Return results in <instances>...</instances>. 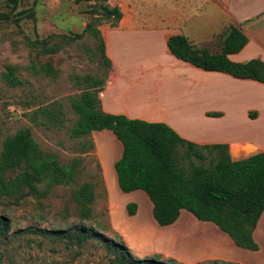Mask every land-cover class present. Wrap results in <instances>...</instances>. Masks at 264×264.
<instances>
[{"label":"trees","instance_id":"16d2710c","mask_svg":"<svg viewBox=\"0 0 264 264\" xmlns=\"http://www.w3.org/2000/svg\"><path fill=\"white\" fill-rule=\"evenodd\" d=\"M79 1L90 3L88 13L93 15L94 21L113 20L111 26L115 27L122 17L119 7L110 6L107 0ZM7 2L11 11L0 13V20H14L18 24L31 17L26 10L15 12L20 0ZM86 35L94 38L95 51L101 57L100 64L104 70L100 76L76 77L82 88L79 97L69 99L70 107L77 116L69 131L70 137L77 139L92 132L110 131L122 144V155L114 164L119 191L144 192L152 203V216L158 225L173 224L181 210H185L199 221L215 224L236 246L257 251L253 232L264 211V152L234 161L226 144L198 145L181 138L164 123H148L102 111L99 93L105 85L111 61L106 55L101 32L92 22H88L81 33L34 40L25 37V42L39 54H53L59 47L49 45L51 38L72 44ZM247 42V37L232 26L224 34L219 53L196 49L181 35L169 37L167 47L177 59L196 68L264 84L263 61L252 59L234 63L228 59V55L238 53ZM30 69L35 74L57 76V71L48 63L39 66L32 63ZM5 78L11 87L22 84L15 77L12 67H9ZM33 115L41 116L43 123L50 127L61 128L65 123V113L58 102L40 107L33 111ZM207 115L220 116L221 113ZM86 145L92 148L89 142ZM80 165V159L68 164L60 163L56 155L39 147L29 128H22L7 136L0 148V204L19 206L30 197L41 205V200H45L52 189L71 186L70 196L79 223L53 231L27 228V232L64 242L66 246H82L91 239L100 240L110 255L111 264H167L154 258H133L122 243L104 238L95 228L82 223L92 218L95 186L90 182L73 186ZM136 209L135 203L126 205L128 216L135 215ZM9 223L8 218L0 216V241L7 239ZM99 228L105 227L101 225Z\"/></svg>","mask_w":264,"mask_h":264},{"label":"crops","instance_id":"0c3cea01","mask_svg":"<svg viewBox=\"0 0 264 264\" xmlns=\"http://www.w3.org/2000/svg\"><path fill=\"white\" fill-rule=\"evenodd\" d=\"M109 3L119 7L122 17L115 27L100 29L111 61L99 93L102 111L164 123L198 145L226 144L234 161L264 152V84L196 68L177 59L167 47L169 37L181 35L196 49L219 53L226 30L234 26L248 42L228 59L234 63L264 62V0ZM101 132L112 142L106 146L109 155H101L98 141L93 140L101 179L108 188L114 180L112 189L119 197L116 202L108 193L109 222L132 255L138 259L173 258L182 264H264V211L253 232L257 251L236 246L215 224L199 221L185 210L173 224L160 226L144 192L119 191L114 164L122 155V144L110 131ZM128 203L137 205L133 216L126 212ZM119 210L127 216L117 217Z\"/></svg>","mask_w":264,"mask_h":264},{"label":"rangeland","instance_id":"374dc122","mask_svg":"<svg viewBox=\"0 0 264 264\" xmlns=\"http://www.w3.org/2000/svg\"><path fill=\"white\" fill-rule=\"evenodd\" d=\"M107 2L113 6L109 0ZM89 4L79 0H20L15 12L26 10L31 17H26L18 24L14 20H0V148L7 136L22 128H29L39 147L44 152L56 155L60 163L68 164L80 159V172L73 186L83 182L95 186L92 218L89 221L81 220L82 223L95 228L104 238L124 245L109 222L108 193L116 202L119 201L112 189L114 180H110L108 188L101 179L93 143L98 141L101 155H109L106 146L112 145V142L102 132L77 139L69 135L77 118L69 99L79 97L82 88L76 77L100 76L104 70L100 64L101 57L95 51L96 42L88 35L72 44L53 37L49 45L56 44L59 47L53 54H39L25 42V37L34 40L81 33L88 22H92L99 30L110 27L113 20L94 21L93 15L88 13L91 8ZM10 11L11 5L7 0H0V13ZM32 63L38 66L48 63L57 71L56 78L35 74L30 69ZM9 67L14 69L15 77L22 82L20 86L11 87L7 83L5 74ZM54 102L60 103L65 113V123L61 128L47 126L41 116L33 115V111ZM110 134L106 133L108 137ZM87 142L92 148L86 145ZM115 182L117 184V179ZM70 189L71 186L52 189L48 197L41 200V205L30 197L19 206L0 204V216L10 221L8 237L0 241V264H111L110 255L100 240L91 239L82 246H66L64 242L52 241L26 231L27 228L53 231L79 223ZM120 214L124 218L127 216L126 212L123 214L119 210L117 217ZM101 225L105 228H99ZM132 257L136 258L134 255ZM151 258L167 264H182L173 258L166 260L159 256L145 259ZM200 264L226 263L214 261Z\"/></svg>","mask_w":264,"mask_h":264},{"label":"bare ground","instance_id":"6f19581e","mask_svg":"<svg viewBox=\"0 0 264 264\" xmlns=\"http://www.w3.org/2000/svg\"><path fill=\"white\" fill-rule=\"evenodd\" d=\"M113 33H114V32H113ZM116 33H117V32H116ZM117 35H118V34H117ZM130 36H131V35H130ZM155 39H156V38H155ZM136 40H137V39H136ZM139 40H140V39H139ZM156 40H157V39H156ZM157 41H158V40H157ZM128 42H131V41H128ZM140 42H141V41H140ZM153 42H154V41H153ZM153 42H152V43H153ZM156 45H159V44H156ZM161 45H162V44H161ZM154 46H155V45H154ZM119 47H120V46H119ZM114 48H115V47H114ZM137 48H139V47H137ZM117 49H118V48H117ZM111 50H112V49H111ZM112 51H113V50H112ZM114 52H115V49H114ZM160 53H161V52H160ZM160 53H159V54H160ZM163 59H164V58H163ZM181 65H182V64H181ZM179 70H180V69H179ZM207 80H208V79H207ZM144 207H145V206H144ZM216 227H217V226H216ZM261 235H262V234H261Z\"/></svg>","mask_w":264,"mask_h":264}]
</instances>
